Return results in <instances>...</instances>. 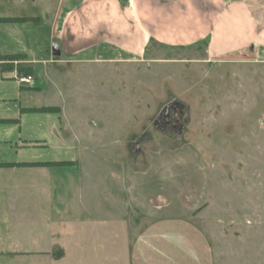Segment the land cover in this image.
Returning a JSON list of instances; mask_svg holds the SVG:
<instances>
[{
	"label": "rangeland",
	"instance_id": "1",
	"mask_svg": "<svg viewBox=\"0 0 264 264\" xmlns=\"http://www.w3.org/2000/svg\"><path fill=\"white\" fill-rule=\"evenodd\" d=\"M60 1L67 6L53 2ZM42 9L0 0L1 17L44 18ZM32 26L25 41L42 60L59 41L46 22ZM7 29H0L1 52L15 50ZM61 52L52 70L62 77V96L51 80L42 89L43 64L33 71L41 88L20 99L0 85V118H13L19 106L51 109L28 115L19 139L0 132V163H50L0 168V264H129L152 218L128 208L122 171L137 158L149 162L148 152L172 164L196 154L205 164L195 214L214 264H264V53L207 62L203 44L151 41L141 55L117 49L108 65L88 61L95 49Z\"/></svg>",
	"mask_w": 264,
	"mask_h": 264
},
{
	"label": "crops",
	"instance_id": "2",
	"mask_svg": "<svg viewBox=\"0 0 264 264\" xmlns=\"http://www.w3.org/2000/svg\"><path fill=\"white\" fill-rule=\"evenodd\" d=\"M30 1L41 5L39 14L44 18L35 13L12 17L24 18L21 23H0L2 31L7 26L8 34L15 37V50L0 54L22 55L16 62L31 69L30 76L37 80L36 85L22 82L29 75L19 73L16 62L0 68V85L15 90L18 99L27 88H41L33 74L38 64L45 65L47 81L42 89L51 80L53 89L64 94L57 80L62 77L52 70L62 61L50 50L41 60L35 44L25 41L24 28L36 22L47 23L51 41H59L60 50L95 49L88 61L96 64H114L117 49L141 55L151 41L175 47L203 44L207 62L264 53V0H70L71 4L63 0L64 7L61 1L58 5L54 0ZM49 107L19 106L13 118H0V132L19 139L25 118ZM145 155L149 162H141L140 157L122 171L121 191L128 208L152 218L134 239L129 264H214L211 243L195 214L205 198V164L196 154L174 164L155 152Z\"/></svg>",
	"mask_w": 264,
	"mask_h": 264
},
{
	"label": "trees",
	"instance_id": "3",
	"mask_svg": "<svg viewBox=\"0 0 264 264\" xmlns=\"http://www.w3.org/2000/svg\"><path fill=\"white\" fill-rule=\"evenodd\" d=\"M25 19L24 18H0V23H9V24H17V23H21L24 22ZM24 57L20 54H15V55H1L0 54V68L2 69H6L8 68V65H4L5 62H16L19 61L21 59H23ZM24 71L30 75L32 73L31 69H24ZM51 110L50 108H43L41 110ZM48 162H30V163H20L19 165H15L14 163H0V168H15V167H25V168H35V167H45L48 166ZM56 251L59 250V252H55L53 254V256L55 257V259H61L64 256V251L60 248L55 249ZM54 250V251H55Z\"/></svg>",
	"mask_w": 264,
	"mask_h": 264
},
{
	"label": "water",
	"instance_id": "4",
	"mask_svg": "<svg viewBox=\"0 0 264 264\" xmlns=\"http://www.w3.org/2000/svg\"><path fill=\"white\" fill-rule=\"evenodd\" d=\"M53 54H54V56H56V57H60V56H61V50H60V47H59L58 44H55V45L53 46Z\"/></svg>",
	"mask_w": 264,
	"mask_h": 264
},
{
	"label": "built area",
	"instance_id": "5",
	"mask_svg": "<svg viewBox=\"0 0 264 264\" xmlns=\"http://www.w3.org/2000/svg\"><path fill=\"white\" fill-rule=\"evenodd\" d=\"M21 81L24 82V83L31 84V85L34 84V79H33V77L30 76V75H29V76H26V77H23V78L21 79Z\"/></svg>",
	"mask_w": 264,
	"mask_h": 264
}]
</instances>
